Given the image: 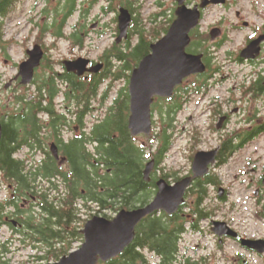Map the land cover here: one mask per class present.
I'll return each instance as SVG.
<instances>
[{
  "label": "trees",
  "instance_id": "1",
  "mask_svg": "<svg viewBox=\"0 0 264 264\" xmlns=\"http://www.w3.org/2000/svg\"><path fill=\"white\" fill-rule=\"evenodd\" d=\"M20 0H0V47L4 43L3 27L4 21L15 9ZM46 3L55 2L52 10L46 9L45 13L49 17L46 22L51 23V28L57 39L67 38L66 28L71 19L79 11L81 0H45ZM106 2L108 6L103 8V12L108 15L116 13L114 2L116 0H86L87 7L81 12L82 17L88 22L89 17L99 2ZM132 0H118L121 7L127 8L133 15L132 25L129 31L128 40L122 45L116 42L103 55L107 61L106 67L100 77H95L88 84H84L80 79L65 77L68 83L78 89V96L83 94V89L87 88L86 109L89 115L95 111L93 101L100 91V107L105 110L88 133V148L84 149L77 141L68 145L72 151L66 152V156L71 164V173H62L57 168L56 163H49L46 168L38 171L30 170V174L25 173L22 177L23 187L27 189L32 184L33 179L39 177L54 184L56 191L55 199L48 198L44 194L40 196V203L44 219L39 225L32 224L31 234L27 237L31 244L42 243L43 249L36 251L40 255L36 257L39 261L57 262L68 256L74 249L75 244L83 242L84 237L81 229L87 219L79 216V201H83L85 207L92 211L91 205L96 204L98 213H103L104 218L112 219L106 214L107 211L119 213L123 210H135L148 205L157 194V181L165 178L171 183L181 178L178 173L157 175V170L162 171L163 163L172 147V136L176 129V117L181 110V102L177 100H160L153 107V117L156 112L162 121V125L154 134V150L148 155L144 146L137 143L131 136L128 128L130 117V95L129 81L132 71L138 67L139 63L151 52V45L159 41L168 32L175 16L174 11L169 15L165 12L155 14L149 22L142 16V9L133 10ZM83 4H85L83 2ZM86 5V4H85ZM81 15L79 21H81ZM115 24L118 19L115 16ZM48 28L44 29L47 32ZM115 32H118L116 27ZM192 43L188 49L189 53L203 54L204 63L207 66V73L200 76V79L207 81L208 74L214 70L212 68V58L209 37L201 35L199 29L192 34ZM74 44L83 46L84 42L80 35L72 37ZM49 80V79H47ZM54 82L55 78L51 79ZM79 80V81H78ZM124 81L126 83L114 99L111 100L114 91V83ZM46 82V80H45ZM107 84V85H106ZM106 89L101 92L102 87ZM204 85V83L202 84ZM57 90V84H49ZM86 86V87H85ZM16 101L24 105V115L19 116V124L23 127L24 141L15 138V134L10 128H6V136L10 141H1L0 165L10 174L16 173L22 166L26 170V165L22 161L16 162L14 154L22 147L33 146V129L37 123L35 116V100L29 95L19 97ZM81 103V97L77 98ZM155 125V122H154ZM29 131L31 133H29ZM13 138V139H12ZM30 138V140L28 139ZM12 140V141H11ZM18 140V141H17ZM81 147V148H80ZM80 148V149H79ZM94 151H96L94 153ZM150 161H155V170L150 183L144 180V172ZM14 169V170H13ZM60 177L61 183L53 182ZM17 178V177H15ZM205 182L195 184L192 191L199 189L201 200L207 194V185L215 183V178L207 177ZM202 185V187H201ZM85 195H82V192ZM184 207V206H183ZM204 209H201V201L190 206L189 212L182 209L172 216L164 213L155 214L146 218L137 228L136 237L130 247L118 258L106 264H150L146 252L160 259L159 264H205V262L194 261L192 259L181 260V240L186 231L187 215L192 220V228L197 231V222H201L206 216ZM185 215V216H184ZM93 217V215H89ZM9 253L2 252L0 248V264ZM103 264V263H101Z\"/></svg>",
  "mask_w": 264,
  "mask_h": 264
},
{
  "label": "flooded vegetation",
  "instance_id": "2",
  "mask_svg": "<svg viewBox=\"0 0 264 264\" xmlns=\"http://www.w3.org/2000/svg\"><path fill=\"white\" fill-rule=\"evenodd\" d=\"M140 1L141 0L131 1V4H133L134 12L142 8ZM201 1L195 3V0L193 2L191 0H186V5L189 7H193L199 5ZM172 3L175 5V9L173 8L175 16L178 4L176 0H172ZM157 5L161 6V9H163L165 4L163 0H157ZM79 6L80 7L79 11L77 12V15L80 18L81 12L87 6H84L83 0H81ZM232 6L233 3H231V0H224V3L221 5L209 6L205 10H203L202 20L207 11L220 8L225 10L226 12V10L230 9ZM243 13L244 10L237 11V22L231 28V30L244 31L246 29H251L252 33L244 38L243 47L236 50L235 54L231 53L228 57L229 61H232L233 63L240 65L243 68L248 67L250 68V70L238 72L235 75V73H227L224 72L222 69L220 70V68H214V70H212L208 74L209 78L207 79V81H200L199 84L195 85L193 91H191V93L197 94V97H202L203 95L207 97L208 93H211V91H213L214 89H217L218 87H221L225 82H228V78L232 79L234 84V87L232 89H228V91L225 92L229 95L228 98L218 99L216 97L215 99L211 100L213 104L209 107V112L213 113V119H218V124L216 128L218 132L221 131L223 133L219 135V138L214 139V142L216 143L215 146H213L209 150H198L197 153H212L214 151H217L216 164L210 168V173L206 177L196 180L191 188H193L194 185L198 184L199 182L200 184H202L203 182L207 181L205 180L207 177L215 178L216 181L213 184L209 183L207 185V194L203 198V200H201L199 189L192 191L191 188H189L187 190L185 195V202L180 209L186 212L187 207L201 201V209L205 210L204 212L206 216L201 222H197V231L194 230L191 225L192 220L196 221V219H193L190 215L186 216V231L184 232V235L182 237L181 244L184 240L185 235L192 234V232L197 234L198 236L201 233L205 234V229L207 226L201 227V224L204 223V225L208 224L209 233L211 235L213 234V237L215 238V241L218 243V245L224 246V244L228 241H233L240 245L243 250L256 253L255 251L249 250L242 246V240L247 238L246 236L244 237L242 233L238 231L233 221L228 220L224 223H226L228 229L237 233L238 237L232 238L226 236L219 238L218 236H216L212 231L213 223L220 221L213 220L214 213L207 209L208 202H212V197L210 199V189L217 191V198L222 203L227 204L229 201V190L221 188L223 185L216 177L213 176V170L224 167L225 165H227V163L230 162V160L234 161L238 159L236 165L237 167L245 165L246 167H251L252 172H257L258 170L256 167H260L261 169L259 171L261 173V176L258 180V188L259 186H261V189L264 187V164L261 165V156H259V153L263 147L262 143H264V15L260 14L259 12L257 13L256 10L249 13L248 16L244 15ZM254 14H256L258 18L262 20V23L259 26L247 20L249 16H252ZM220 21L221 22H219L216 26L222 28V26L227 22V17L224 16L223 18H221ZM52 27L53 25L51 23H46L38 27L41 28L42 32L44 33L41 34L40 38L43 36L45 44L44 42L41 44H36L42 48L44 52V58L40 67L35 72L34 82L32 83L34 94L33 96L29 95V100H35L34 113L37 120L35 128L33 129V136H31L33 137V146L26 145L20 150H18L13 156L16 162L22 161L25 163L26 170H24L21 166L18 172L14 173L11 171L12 174H10L6 169H4L0 165V248L4 253L10 254L20 249L27 248H31L34 250L44 248V245L41 242L37 244H31L27 237L31 234L30 228L32 224L39 225L45 217V213L43 212L40 203V196L44 194L50 199L54 198L56 195L55 190H49L54 189L55 183L51 184L49 181L41 180L39 177L33 179L32 184H30L29 187L25 189V187H23V180L19 178L22 177L19 173L22 172V175H24L25 173L30 174V170L38 171L40 169L46 168V166L49 165V163H53V161L56 163L57 168L60 172L71 173V164L68 159V156H66V152L70 153L72 149L70 150L68 145L72 142L77 141L82 145L84 149H87L88 133L90 131V128L98 120H100V91L96 99H94L93 101V107L95 111L93 112V114L89 115L86 109L87 88H84L83 94L81 96H78V89L71 86L68 83V80L66 81L64 79L65 77L71 79L73 78L74 80L80 79L82 83L88 84L92 81L93 78L100 77L102 75L101 73L104 69L97 74L85 73L83 76H78L72 72H68L64 65L65 61H76L77 59L84 58L91 61V64L89 66L90 68L100 63L104 64V68L106 67L107 61L103 59V56L99 58L98 61H96L90 59L88 55L84 54L88 49L86 46V41L91 39L94 35L100 36V34H103L100 33V23L96 22L92 25L91 29H89V23L81 15V21L78 20V22L74 23L73 25L68 24L65 31V35L67 36V38L60 39H57L55 37L51 29ZM45 28H48L47 32H44ZM219 28L214 29L219 30V34L215 37V39H213L212 37L214 30H212L210 34V41L213 42H211L213 47L211 46L210 51L211 56L213 54V59L215 62L219 60V54L218 52L214 53V50H221L230 42L229 35L227 33V30L224 29V26L222 30H220ZM222 31H225L226 33H223ZM115 34L116 37H118L119 31L115 32ZM200 34L203 35V33ZM74 35H80L82 37V40L84 42L83 46H80L79 44H74V41L72 40V37ZM49 36L52 38L54 37L55 40L57 39L61 41L64 39H69L75 46L73 50L81 51V54L79 56H74L75 52H73L70 55L69 59L55 62L54 58L50 55L49 46L46 44V37ZM260 39L262 41L259 45V56H257L255 59H243L241 57V53L246 48H248L253 42H257ZM127 40L128 39L122 41L120 44H118L117 42L116 43L118 45H122ZM3 45L2 49H6ZM28 51L27 58H25L24 61L29 58ZM225 57L227 59V56ZM57 67H59L61 71H58ZM16 69L19 71V67H16ZM200 76L201 75H195L192 77H197L199 80H201ZM16 77H13L10 80L9 84L5 85L4 89L7 91L8 94L10 92V94H16L19 90H24L26 88L28 89L31 86H22L21 78H18L16 80ZM52 78H55L54 82L58 85L57 90H55V87L49 86V84L54 83L51 80ZM201 82L204 83V85L201 86ZM3 83L4 81L0 76V94L2 93ZM13 86L15 87L13 88ZM103 87L104 89H106L105 86ZM103 87L101 89V92L104 91ZM14 91L16 92L13 93ZM114 92L115 91H113V94ZM186 92L187 89H185L182 85L176 89V92L171 99L156 98L154 105L157 103V101H159V99L164 101L178 99L182 104L180 110V112H182L184 111L183 105L185 101V98L182 96L185 95ZM113 94L111 96V100L114 99ZM15 96L16 95H14L13 97ZM21 96H17L15 99L17 100ZM79 97H81V99L83 100L81 101V103L77 101V98ZM205 97H203L202 100H204ZM96 102L99 103V107H96ZM255 103H259L260 107H258V109L256 107H253ZM23 107L24 105L20 102L18 103V101H13L10 103L0 102V125L2 127L1 141H10V138L8 139L6 136V128L11 129V131L15 134L16 139L24 141L23 127L19 124V116H23L25 113ZM236 115H240L242 117L241 119H239L240 121L238 122V125H244V127L238 128L235 131H230L228 129L231 127V125H234L236 123V120H234L233 118ZM154 118L155 117H153V130ZM225 132H227V134H225ZM29 133L31 132L29 131ZM152 134L150 136H141L151 137ZM139 137L133 138L136 140ZM28 139L30 140V138ZM204 139L205 137H202L200 135L197 139L194 140V145L197 144L195 147L196 149L200 148L201 143H204ZM54 152L58 154L59 158H56V154H54ZM95 152L96 151H94V153ZM195 156L191 157L192 165L188 174L186 176H179L180 174L178 173V176L181 178L180 180L192 176L193 162ZM165 174H167V172ZM59 178L60 177H57L53 180V182L61 183ZM161 179L166 180L165 178H160L159 180ZM180 180L175 182L171 177V183H169L167 180L166 181L169 184L174 185ZM221 191H223L222 196H220ZM261 194L262 191L258 189L256 191V196L260 197ZM82 195H85L84 191L82 192ZM191 196L193 197V200L191 204L188 205V200ZM53 201L56 202V199L54 198ZM258 204L261 205L262 201L259 200ZM78 205L80 209L79 216H82V218L86 219L84 214L85 212H87L86 210H88L86 208L87 206L85 207L83 201H79ZM233 207L234 206L232 205L230 209H233ZM91 208L94 209L98 207H96V204H92ZM258 215L263 218L264 212L258 213ZM93 217L95 216L93 215ZM91 218L92 217H88L87 221ZM238 258L243 259L242 256H239ZM186 259L191 258L187 257ZM155 260H157L158 264L160 263V259L153 256L152 258H149L150 264H152V261Z\"/></svg>",
  "mask_w": 264,
  "mask_h": 264
},
{
  "label": "rangeland",
  "instance_id": "3",
  "mask_svg": "<svg viewBox=\"0 0 264 264\" xmlns=\"http://www.w3.org/2000/svg\"><path fill=\"white\" fill-rule=\"evenodd\" d=\"M90 1V0H89ZM164 7L157 5V0H141L142 5L140 11H142L143 19L147 22L151 18L162 11H165L167 15L175 9V5L172 0H163ZM192 2L194 0H191ZM201 0H195L199 2ZM83 2L87 6L86 0ZM233 6L226 10L223 9H213L207 11L201 22L199 32L203 33L204 36L209 37L212 30L219 28L216 25L221 22V18L227 17V22L223 25L224 29L230 38V42L227 46H224L221 50H214V53L218 52L219 60L217 62L212 58V68L220 70L222 69L227 73H238L242 71H248L250 68H243L240 65L229 61L231 53L235 54V51L242 48L244 44V38L252 33L251 29H246L244 31H232L231 28L236 24V13L239 10H244V15L248 16L249 13L256 10L257 13L264 15V0H231ZM55 2L46 3L45 0H20L16 5L15 9L7 16L4 21L3 34H4V47H0V76L2 77L3 89L0 94V102L10 103L15 101L17 96L30 95L33 96L34 89L31 85L28 89L19 90L16 94H8L4 89L6 84H9L13 77L19 74L16 67H19L24 59L27 58V51L33 50L36 44H41L44 41L43 36L40 38L41 34H44L39 26L46 24V20L49 17L46 9L52 10L55 7ZM84 4V6H85ZM199 4V3H198ZM117 12L121 8L118 0L114 2ZM108 6L106 2H99L93 9L89 17V29L96 22L100 23V33L102 35H94L91 39L86 41L87 50L84 53L88 55L90 59L98 61L105 52L111 48V46L116 42L117 37L115 34V28L118 27V23L115 24V16L118 13H110L106 15L103 12V8ZM174 8V9H173ZM79 16L76 15L70 20L69 24L73 25L78 22ZM248 21L253 22L256 25H260L262 20L258 18L256 14L249 16ZM219 28L220 30L223 29ZM226 33L225 31H222ZM46 44L49 46L50 55L54 58L55 62H59L65 59H69L70 55L74 53V56H79L81 51L73 50L75 48L72 41L69 39L55 40L54 37H46ZM212 41L208 42V47L212 46ZM213 47V46H212ZM213 50V49H212ZM211 53V51H210ZM213 53V52H212ZM227 56V59L226 57ZM58 71H61L57 67ZM228 82H225L221 87L214 89L208 96L197 97V94L191 93L195 85L199 84L200 81L197 77H192L188 79L183 87L187 89V92L182 97L185 98L184 101V111L180 112L176 117V129L172 136V147L170 152L165 159V162L161 167L163 170L158 169L157 175L162 176L167 172V174L179 173V176H186L191 169L192 161L191 157L195 156L198 150H209L215 146L214 139L219 138V135L223 132L217 130L218 119H213V113L209 112V107L213 104L211 100L220 98H228L229 95L225 93L228 89L234 87L233 80L228 78ZM201 82V86L202 83ZM107 85V84H106ZM106 85H104L106 87ZM126 83L124 81H118L114 83L113 89L114 94H117ZM233 85V86H232ZM15 86H13L14 88ZM103 90L104 87H103ZM4 91V92H3ZM224 91V93H223ZM231 91V90H230ZM14 91L13 93H15ZM29 93V94H28ZM113 93V92H112ZM16 95L15 97H13ZM188 97V98H187ZM204 100H202V98ZM96 107H99V103H95ZM250 107V106H249ZM253 107H260L259 103H255ZM214 108V107H213ZM104 115L105 110L100 107V115ZM92 117V116H91ZM154 130L151 137L141 136L136 139L137 143L144 146L147 150L148 155L154 150L153 146L155 141L153 140L154 134L158 132L161 125L163 124L160 120L158 112L154 116ZM236 123L231 125L228 129L230 131H235L238 128L244 127V125H238L242 117L234 116ZM227 134V132H225ZM205 137L204 143H201L200 148H195L197 144L194 145V140L198 136ZM262 149L259 153L261 165L264 164V143H262ZM150 156V155H149ZM238 159L230 160L227 165L220 169L213 170V176L216 177L222 183V189L229 190V201L227 204L222 203L217 198V191L210 189V199L212 197V202H208L207 209L214 213L213 220L220 222H227L228 220L233 221L236 228L242 235L247 239L251 240H264V217H260L258 213L264 212V187L258 188V180L261 176L260 167L257 168V172H252L251 167H246L241 165L237 167ZM260 166V165H259ZM260 189L262 194L260 197L256 196V191ZM193 197L191 196L188 200V205L191 204ZM261 200L262 204L259 205L258 201ZM233 209H230L231 206ZM189 207H187L186 212H189ZM98 208L92 209V211L86 210L84 216L87 219L89 215L104 217L103 213H98ZM106 214L114 218L117 213L112 211H107ZM206 224V223H205ZM84 226V225H83ZM207 226L205 229V234L201 233L199 236L192 232V234L185 235L184 240L181 244V255L180 259L185 260L187 257L192 260H197L200 262H205V264H264V255H259L257 253H252L247 250H243L240 245L233 241H228L224 246L218 245L213 237L209 233L208 224H201V227ZM84 242H78L75 244V249H79ZM73 250V251H74ZM40 255L39 251L31 248L20 249L18 251L12 252L6 255V259L3 262L7 264H49L54 261L46 262L39 261L36 257ZM148 258H152L153 255L146 252ZM242 256L243 259L238 257ZM152 264H158L157 260L152 261Z\"/></svg>",
  "mask_w": 264,
  "mask_h": 264
},
{
  "label": "water",
  "instance_id": "4",
  "mask_svg": "<svg viewBox=\"0 0 264 264\" xmlns=\"http://www.w3.org/2000/svg\"><path fill=\"white\" fill-rule=\"evenodd\" d=\"M178 7L175 20L163 38L151 45V52L136 67L130 76V117L128 128L131 136H150L153 131L152 107L156 98L171 99L178 87L195 75H203L207 71L203 54L189 53L192 43L191 34L200 27L203 10L209 6H217L224 0H202L199 5L189 7L186 0H176ZM133 16L130 11L121 7L118 15L119 36L117 43L128 39ZM219 30L213 31V39ZM259 41L253 42L242 53L243 59H255L260 54ZM28 59L19 66L22 86H30L34 82L35 72L40 67L44 52L39 45L28 51ZM91 61L80 58L76 61H65L68 72L78 76L85 73H99L104 69L100 63L89 67ZM9 87V86H8ZM2 127L0 125V141ZM56 158H59L58 154ZM217 151L212 153L199 152L193 162L192 176L186 177L174 185L161 179L156 186L158 192L155 198L146 206L135 210H123L113 219L95 216L89 220L81 231L84 237L82 246L63 257L57 262L49 264H106L121 256L132 245L136 237L138 226L148 217L164 213L175 215L185 202V195L193 183L206 177L210 168L216 164ZM155 168V161H151L144 172V180L149 183ZM223 191L220 192V196ZM213 233L219 238L238 237L237 233L228 229L224 222L213 223ZM242 246L264 255V240L243 239Z\"/></svg>",
  "mask_w": 264,
  "mask_h": 264
}]
</instances>
